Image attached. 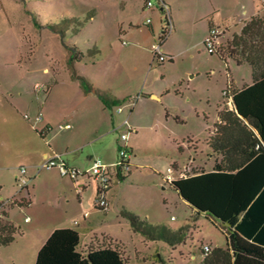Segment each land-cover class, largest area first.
I'll list each match as a JSON object with an SVG mask.
<instances>
[{"label":"rangeland","instance_id":"374dc122","mask_svg":"<svg viewBox=\"0 0 264 264\" xmlns=\"http://www.w3.org/2000/svg\"><path fill=\"white\" fill-rule=\"evenodd\" d=\"M148 1L152 4L149 8L143 7L144 0H0V68H5V84L21 85L23 76L39 83L47 81L44 69L51 70L59 64L57 88L64 90L62 79L68 71L71 74L68 65L67 68L66 65L62 67L64 56H75L76 48L81 60H75L73 66L85 74L81 78L87 80L93 94L113 116L120 113L118 108L123 107L124 114L130 116L144 84L146 93L157 91L160 85H175L178 93L172 91L164 96V103L178 115H172L170 123H162L158 115L155 119L159 122L158 127H147L135 135L129 131L132 124L129 121L125 123L124 118L114 134L117 144L121 134H128L127 145L132 136L138 149L134 150L138 166L130 168L135 179L131 182L126 178L128 182L108 212L121 215L122 219L108 221L104 227L97 226L94 230L99 239L100 230L105 229L118 242L100 243V239L90 248L115 246L129 264H199L202 250L207 246H225V237L218 223L194 213L168 185L154 184L152 166L149 165L153 162L159 166L166 165L172 157H179L180 151L186 150L187 146H194L196 140L199 147L203 146L207 128L214 126L216 110L221 111L223 105L228 107L223 92L228 89L232 92L230 82L241 86L252 81L246 64L237 65L229 57L221 59L216 54L210 55L200 42L203 21L199 17L207 11V5H210L217 25L221 26L218 27L222 31L219 40L223 45L219 53L224 54L231 42V34L243 21L254 13L264 18V0H173L170 3L172 20L175 26L179 24V28L168 34L162 47L173 50L175 54L168 55L171 61L153 62L152 65L153 42L146 41L142 21H152L156 27V42L165 35L161 29L164 26L161 5L158 0ZM132 23L135 26H130ZM187 46H191L192 57L181 52ZM74 80L84 85L78 78ZM108 89L118 95L134 91L137 94L110 108L105 95ZM54 100H49L48 105L53 106ZM143 102L146 104L142 105ZM144 106L149 108L154 119L162 110L159 107L161 103L152 99L138 102L136 113H141L137 118L141 124L148 125L150 120L142 111ZM201 169L204 168L193 167L187 160L182 171L172 178L190 176ZM46 206L40 193L32 203V210L41 212ZM123 207L136 211L139 224L131 225L122 213L133 212H125ZM64 208L56 203L53 215L59 218L71 216L73 211L70 209L65 213ZM77 230L81 236L80 250L85 253L89 248L83 250L81 246L89 242V235L84 234L81 226ZM0 264H5V260L0 259Z\"/></svg>","mask_w":264,"mask_h":264},{"label":"crops","instance_id":"0c3cea01","mask_svg":"<svg viewBox=\"0 0 264 264\" xmlns=\"http://www.w3.org/2000/svg\"><path fill=\"white\" fill-rule=\"evenodd\" d=\"M145 1L147 0H144V4ZM161 1L167 5L169 10L172 24L171 32L176 31L179 24L177 23V26H175L172 20L170 3L173 0ZM160 11L163 15V11L161 9ZM212 14L214 13L210 5H207V11L202 17H199L203 21L200 40L202 43L207 37L210 27H221L217 25ZM256 15L254 13L251 17ZM158 19L160 20V16ZM246 21H243L237 31L231 34L232 38L235 34L240 33ZM143 22L141 27L143 26L142 31H145L147 35L146 41L149 43L157 41L156 27L152 21L147 26ZM132 24L130 26H135ZM141 27L139 25V28ZM165 40L162 39L158 42L162 53L166 56L175 54L173 50L162 47ZM146 44L148 43L146 42ZM220 44L223 45V42H220ZM190 50L191 46H187L181 52L192 57ZM64 57L62 67L66 65L67 68V62L65 61L67 56ZM82 61H84V58ZM152 63L151 57V65ZM58 66L59 64L52 67L51 70L44 69V74L48 76L47 81L39 83L34 79L23 76L22 81L24 83L21 85L5 84V68H0V199L9 200L13 197L12 202H7L0 209V213L6 215V221L12 225L14 230L13 240L6 245H0V259L5 260V264H35L38 251L56 229L69 228L78 232L77 229L81 226L82 230L85 231L84 234L89 235V242L81 246L83 250L92 247L100 239V243H104V241H108L107 244L117 243L118 239H114L105 229L100 230V239L96 236L97 233H94V230L97 226L104 227L108 221L116 222L117 219H122L121 215H111L108 212L115 205L118 193L128 182L126 178L131 182L135 179L132 169L128 174L113 176L111 188L107 194L109 210L102 212L95 208L96 184L90 178L80 175L76 180H71L69 177L61 176L57 169L43 168L42 165L53 155H59L67 167L76 169L81 173L89 169L92 159L96 157H99L105 164H111L116 161L117 157L115 150L117 142H114V134L121 127L124 118L132 124L134 134L138 135L147 127L148 129L158 127L159 122L155 121L158 115L160 121L164 124L170 123V117L176 115L171 112V106L164 103L165 95L172 91L178 93L175 85H172V87L168 85L161 87L160 85L157 86V91L146 93L144 91L146 84H144L141 91L138 92L139 97L133 111L129 114L130 116L127 117L124 114V107L120 113L113 116L111 111L107 110L101 100L93 94L92 89L86 91L79 82L74 80L68 69L66 70L68 71L66 77L62 79V82L65 83L61 85L65 88L64 90L58 89L57 76L60 72V66ZM160 66L163 67V65ZM248 68L250 69L249 66ZM73 71L79 78L85 75L75 65ZM188 74L190 73L188 72ZM192 77L193 75H190V78ZM161 78H163V75ZM84 81L87 82V80ZM234 83H232V90H239L243 85H251L252 81L250 84L241 86H238L236 82ZM134 94H137V91L118 95L112 89H108L105 94L108 98L106 103L111 108L113 104H119L125 98ZM51 99H55L53 106L48 105ZM151 99L160 102L161 106L159 107L162 110H159L160 112L158 111L153 119L149 108L144 106L142 111L146 113V116H149L150 120V124L144 125L137 118V115L141 112L136 113V109L140 100L150 101ZM187 101L189 100L187 99ZM145 104L143 102L142 105ZM194 111L196 110L194 109ZM219 112V110H216L214 125L219 121ZM181 113L184 115L183 111ZM38 114H41L40 121L35 120ZM213 129L214 126L212 129L207 128L208 134L203 139V146L199 147L198 140H194V146H187L186 150L180 151L179 157H172L173 159L167 161L166 165L159 166L155 162L149 165L152 166L154 184L167 186L169 183L166 182L167 170L171 169L173 171L171 177L176 176L185 167L187 160L190 161L193 167H203L206 171L212 170L215 162L219 161V157L207 145V140L213 134ZM118 146L119 143L117 149ZM128 147L132 152L130 168H136L138 157L135 151H138V149L134 145L132 136L129 138ZM22 167L26 170L25 176L29 182L25 189L19 191L15 184V176L18 175ZM40 193H42L44 204L47 206L41 212L33 211L32 203ZM56 203L66 207L64 208L65 213L71 209L73 211L71 216L64 215L59 218L53 215V208ZM123 210L125 212L129 210V212H133L130 213L133 215L137 214L130 207ZM146 217L149 219L147 215ZM26 219L28 220L26 221ZM78 234L80 236L79 232ZM78 250L81 251L80 244Z\"/></svg>","mask_w":264,"mask_h":264},{"label":"trees","instance_id":"16d2710c","mask_svg":"<svg viewBox=\"0 0 264 264\" xmlns=\"http://www.w3.org/2000/svg\"><path fill=\"white\" fill-rule=\"evenodd\" d=\"M33 22L36 26L34 18ZM74 51L67 65L72 76L90 91L73 71V62L81 60L78 50ZM217 55L248 65L252 84L232 90L231 107H223L218 114L219 121L207 140L219 157L212 170L201 169L168 185L196 214L218 223L225 237L224 247L202 250L199 264H264V18L256 15L244 22L225 53ZM229 85L232 88V82ZM122 215L133 227L139 224L137 216ZM6 219L2 213L0 245L13 240L14 230ZM79 244L77 231L56 229L38 251L35 264H129L115 246L89 248L82 253Z\"/></svg>","mask_w":264,"mask_h":264},{"label":"built area","instance_id":"2783aa9c","mask_svg":"<svg viewBox=\"0 0 264 264\" xmlns=\"http://www.w3.org/2000/svg\"><path fill=\"white\" fill-rule=\"evenodd\" d=\"M159 5H161L160 9L163 11V19L164 26L162 27V33L166 38L168 34L172 31V24L170 19L168 18L169 10L167 5H165L161 0H159ZM152 4L147 0L145 1L144 8L151 7ZM150 20H146L144 25H149ZM222 31L218 27H211L209 29L208 35L203 41V46L205 50L210 54H218L220 44V35ZM151 52H152V62L156 64H162L170 60V57L164 55L161 51L160 43L153 42L151 44ZM38 90L40 88H37ZM230 89L223 92V96L226 99V105L231 107V96ZM118 112H121V108H118ZM36 121L41 120V114H38L35 118ZM127 120H125V123ZM129 131L134 132V129L129 127ZM128 134H121L119 136V146L117 151L116 161L111 164H105L99 157L93 158L91 162V166L89 169L81 173L76 169H72L67 167L65 162L61 159L59 155H53L48 158L44 164L43 168H57L60 175L63 177H69L71 180H76L80 175H85L90 178L96 184V196L94 200L95 208L102 211L107 212L109 210V202L107 199V194L111 188L112 178L118 174H128L130 171V159L132 156V152L127 145ZM26 170L25 168H20L19 173L15 176V184L19 191L25 189L29 180L25 176ZM173 171L171 169L167 170L166 182H170L174 180L171 175ZM9 200H1L0 199V209L9 202ZM12 202V201H10ZM2 213H0V218ZM28 219H26L27 221ZM77 224V222H75ZM205 251L207 248L204 249Z\"/></svg>","mask_w":264,"mask_h":264},{"label":"water","instance_id":"95a60500","mask_svg":"<svg viewBox=\"0 0 264 264\" xmlns=\"http://www.w3.org/2000/svg\"><path fill=\"white\" fill-rule=\"evenodd\" d=\"M13 200V197L12 198H10V201H12Z\"/></svg>","mask_w":264,"mask_h":264}]
</instances>
